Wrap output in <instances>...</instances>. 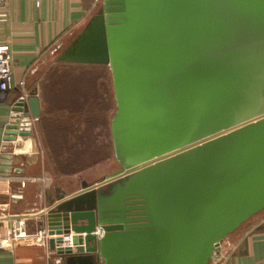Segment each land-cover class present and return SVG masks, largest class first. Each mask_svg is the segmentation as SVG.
Masks as SVG:
<instances>
[{"label":"water","instance_id":"obj_1","mask_svg":"<svg viewBox=\"0 0 264 264\" xmlns=\"http://www.w3.org/2000/svg\"><path fill=\"white\" fill-rule=\"evenodd\" d=\"M55 62L108 68L118 165L26 210L60 264H210L264 212V0H102ZM39 114L33 90L5 141Z\"/></svg>","mask_w":264,"mask_h":264},{"label":"crops","instance_id":"obj_2","mask_svg":"<svg viewBox=\"0 0 264 264\" xmlns=\"http://www.w3.org/2000/svg\"><path fill=\"white\" fill-rule=\"evenodd\" d=\"M101 2L9 0L0 6V45L9 46L12 68V88L0 92V236L16 215H28L24 226L27 233L41 226L40 219L26 210L32 209L42 192L57 188L69 194L80 188H73L68 178L82 175L81 171L53 172L48 148L53 150L55 143L47 139L44 121L59 118L67 121L61 116L64 112L70 115L83 112L92 105L94 96L98 103L100 96L104 97L103 66L55 62L59 51L96 13ZM33 90H36L40 114L32 123L31 138L20 143L5 141L12 106L19 96L28 97ZM61 91L74 92L79 98L67 96L63 101L68 107L59 109L54 104ZM99 112L98 107V116ZM61 127L64 128L63 122ZM16 145L20 148L18 153L13 151ZM21 181L23 187H20ZM20 194L22 199L13 198ZM0 264L54 263L44 248L26 243L11 245L0 238ZM210 264H264V212L231 234Z\"/></svg>","mask_w":264,"mask_h":264},{"label":"rangeland","instance_id":"obj_3","mask_svg":"<svg viewBox=\"0 0 264 264\" xmlns=\"http://www.w3.org/2000/svg\"><path fill=\"white\" fill-rule=\"evenodd\" d=\"M102 70L106 75V88L101 102L103 110H100L99 116L96 112L97 108L92 105L86 106L83 112L71 115L64 112L61 116L67 121L62 120L63 126L71 130H67L64 137L56 139V142H61L54 146L57 156H53L55 155L53 150L48 148L50 154L48 157L55 174H60L62 170L81 171L82 175L68 178L72 181L70 184L73 188H79L82 181L97 182L118 169L110 135V119L115 110L111 77L107 67L103 66ZM95 119L96 121L93 122ZM87 121L90 122L89 128ZM44 141L46 145L47 139ZM225 240H229V237Z\"/></svg>","mask_w":264,"mask_h":264},{"label":"built area","instance_id":"obj_4","mask_svg":"<svg viewBox=\"0 0 264 264\" xmlns=\"http://www.w3.org/2000/svg\"><path fill=\"white\" fill-rule=\"evenodd\" d=\"M9 0H0V6L5 4ZM12 88V68L11 61L9 57V46L7 44L0 45V92L9 91ZM26 97L19 96L17 101L23 100ZM38 118H32L31 124L37 121ZM16 148V147H15ZM14 152H20L13 150ZM12 151V152H13ZM13 152V153H14ZM24 186V182H20V187ZM28 215H16L12 217L9 221L8 227L0 236L1 239L8 242V244L15 245L20 243L32 244L44 248L53 257L54 264H60L61 258L54 256V251L50 250L48 247V239L55 238V235L48 234L47 229L41 225L38 226L32 233H27L24 229L25 222ZM96 239H99L103 235V230L101 227H96L92 232ZM63 244L69 243L71 241V234L62 235ZM226 240L220 243L219 248L213 255L212 261L218 255ZM50 257V255H48Z\"/></svg>","mask_w":264,"mask_h":264},{"label":"trees","instance_id":"obj_5","mask_svg":"<svg viewBox=\"0 0 264 264\" xmlns=\"http://www.w3.org/2000/svg\"><path fill=\"white\" fill-rule=\"evenodd\" d=\"M67 72H70V71H67ZM67 96H68V98L70 97H75V98H79V96L76 94V93H69V92H65V91H61V92H59L58 94H57V98H58V100H57V103H55L54 104V106H56V107H58L59 109L61 108V107H68V106H66V104H65V101H63V100H65L66 98H67ZM101 102H102V97L100 96V98H99V103H98V101H97V97L96 96H94V98L92 99V102H91V104H92V106L93 107H96L97 109H98V107H99V111L101 110ZM97 109H96V112H97ZM96 114V113H95ZM62 119L61 118H59V119H57V120H52V122H51V120L50 119H46L45 121H44V128H45V133L47 134V139L50 141H52L53 140V142L55 143V145H56V139H59V138H61L64 134H66V132H67V129L66 128H63V127H61V124H62V121H61ZM94 121H96V119L95 120H93V122ZM88 123H90L89 121H87L86 122V124H88ZM69 130V129H68ZM71 130V129H70ZM64 137V136H63ZM53 143V144H54ZM59 143H61V142H59ZM62 147V146H61ZM53 151L55 152V150H54V146H53Z\"/></svg>","mask_w":264,"mask_h":264}]
</instances>
